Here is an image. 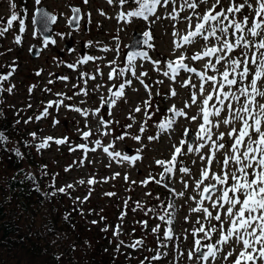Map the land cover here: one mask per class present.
<instances>
[{
    "label": "rangeland",
    "instance_id": "rangeland-1",
    "mask_svg": "<svg viewBox=\"0 0 264 264\" xmlns=\"http://www.w3.org/2000/svg\"><path fill=\"white\" fill-rule=\"evenodd\" d=\"M231 2L232 0H220V6L226 10ZM235 2L243 3L244 0H235ZM249 2L252 3L253 8L256 7V0ZM12 3H15V8L11 7ZM182 3L183 0H176L175 5L170 3L166 7L156 6L153 13L145 20L142 17L127 16L125 19H120L121 13L126 14L139 9L140 5L134 0H126L125 4H121L120 0H113L111 4L108 0H87V3L84 0H40L39 4L36 0H0V28L7 26L6 22L13 12L25 21V31H20L17 20L13 22L11 28L0 35V76L12 73L0 84V109L17 126V132L24 141V148L39 163L44 183L52 187V193L55 192L54 201L63 207L66 206L84 224H94L97 227L96 239L101 240L104 233L106 234L103 252H106L107 256L113 254L115 259L108 261L110 263L112 261L111 264H122L127 261H132L133 264L139 262L205 264L198 259L200 253L196 251L197 239L202 245L216 244L217 248L221 249L214 259L209 258L207 264H234V260L243 248V245L236 243L234 238L225 244H217L221 235V223L223 222L224 234L229 228L227 205L224 209H219L220 221L207 217L203 212L192 211L201 206L198 203L201 196L200 189L196 188V181L202 178V170L208 167L207 158L210 154L211 141L205 138L203 142L206 146L199 151L188 152L187 149L189 145L195 149L202 142L196 135L199 125L203 123L200 110L203 99L212 91V85L205 83L204 91L201 93V81L196 73H188L184 70H180L176 80L172 81V74L166 62L175 61L183 54L186 57L184 63L189 67L213 75L215 73L210 69L204 68L208 58L194 61L191 57L202 51L206 43L211 46L215 41L210 39L205 42L201 38H196L192 44H185L179 49L175 47L176 43H182L180 38L189 30V23L184 17H193L192 26L197 21L192 9L181 11ZM196 3L198 7L195 12L202 16L216 4V0H206V2L196 0ZM40 4L55 12L57 17L55 22H52V33L48 38L41 35L33 21V11ZM72 5H77L80 9L78 24L74 27L68 20ZM174 8L179 12L176 19L169 15L170 13L175 15ZM219 10L218 6L216 11ZM245 14L249 16L250 27L255 15L254 11L246 7L241 13L236 14V18L242 20ZM133 30L141 32L147 30L150 36L147 41L144 40L148 47L147 57L134 55L136 60L130 61L134 69L130 70L128 67L130 62L127 59L130 53L125 47L133 37ZM174 32L176 35H173ZM244 34L246 38L252 39L247 29ZM17 36H20L19 43L16 41ZM34 42L41 47L36 55L29 52ZM239 52V49L234 51L233 57L239 55ZM87 57L94 59L84 62ZM111 61L115 63L110 64ZM154 61L159 63L154 64ZM213 62H215L214 58ZM249 66L254 72V66L251 64ZM217 67L223 70L222 65ZM113 68L117 70V74L109 80ZM121 69L124 71L121 72ZM133 71L135 75L132 74ZM165 71H169V76L164 75ZM85 73L87 75L82 76ZM129 75H132L131 84L125 86L124 94L116 99L114 105L104 103L102 107V98L103 101H107V95L112 98V93L118 90L121 82H124ZM92 76H95V79H91ZM60 77L68 79H59ZM189 77L191 84L196 85L195 88L191 84L186 88L181 86ZM251 79L252 76L245 83H250ZM85 80L87 83H84ZM144 84L149 85L150 92ZM113 85L116 87H112ZM10 87L12 90L9 92ZM257 87L262 91L264 81H258ZM81 88L87 90L86 95L80 92ZM173 88L177 93L175 96L170 95ZM193 92L197 96L195 104L191 103ZM243 99L241 97V102ZM58 100H62L63 104L59 107L56 104L48 107L49 102ZM146 100L150 101L152 105L150 108H145ZM257 101L264 103V97L257 98ZM210 103L211 106L216 103L215 97ZM65 105L74 107L69 109ZM173 105L187 115L175 116L169 111ZM137 106L141 108L140 112L135 111ZM233 106H236L235 103ZM46 107L47 114L44 115ZM75 108L87 111L88 115L75 111ZM98 108L100 111L96 113L95 110ZM192 116H196L197 119L192 120ZM101 117L105 121H111L107 129L102 126ZM226 117V109L220 117L210 116L213 123L218 119L221 121L219 128H211L213 140L217 139L221 132L227 133L233 126L239 127L238 121L234 125L223 124L222 121ZM169 118L172 119L171 126L166 129L160 128V123ZM129 124L131 128L127 127ZM141 127L144 128L142 133L139 131ZM187 127L189 130L184 136ZM85 131H91L87 139L82 135ZM105 131L108 132L107 135L104 134ZM191 132L194 135L192 144L188 142ZM32 133L36 134L35 137L31 135ZM125 133L127 135H124ZM122 135L124 138L119 139L118 137ZM137 135L141 140L134 139ZM150 136L157 138L148 140ZM48 137L53 138L48 141V147L38 149L37 145ZM62 138H66L64 144L55 142ZM255 138L256 135L253 133V139ZM97 140L101 141L99 147L95 143ZM182 141L184 142L182 154L176 158L174 173L165 174V179L161 180V174L164 173L167 165H158L156 161H170L175 147L181 146ZM224 143L226 148L215 154L211 165L212 172L221 171L217 161L224 159V152L230 147L227 135ZM80 144H86L89 149L96 150L88 151L85 158L84 151L76 148ZM15 145L16 141L13 137L11 139V136H7L6 141L0 142L2 183L5 175L1 176V169L13 167L9 162L13 159ZM104 147H109V152L106 153ZM19 151L22 154L20 156L22 164L29 169L25 154L22 150ZM115 152L121 155L115 157L109 154ZM228 154L231 155V152L229 151ZM124 156H129L130 159L126 160ZM132 156L136 159H131ZM201 156H204L203 160ZM184 166H188L190 170L187 174L179 171ZM249 172L251 173V169ZM149 177L161 180V183L157 184L152 180L147 184L141 183ZM90 179H94L96 183L90 185L88 183ZM81 180L84 181L83 184L80 183ZM207 183L209 180L204 181V184ZM67 185L73 187L66 188L65 193L58 191ZM203 186L201 185V189ZM0 190L3 194L7 193L3 187ZM107 193L114 195L109 196L106 195ZM211 205L212 201L205 199L202 207L208 208L215 216L217 210L212 209ZM162 215L165 217L164 220L159 218ZM168 220L172 221L171 224L167 222ZM102 223L105 224L106 231L101 228ZM201 225L205 227V231L212 226L218 231L211 232L210 239L206 238L204 233L196 231ZM117 226H119L118 235L114 234ZM154 228H157L156 232L152 231ZM133 229H137L139 234H134ZM169 229H171V239L165 236ZM83 230L85 231L86 228ZM137 240H141L142 244L136 248L131 247L130 245ZM148 243L155 251H151ZM230 251L233 255L225 259ZM154 257L158 258L154 259ZM256 264H264V261L258 260Z\"/></svg>",
    "mask_w": 264,
    "mask_h": 264
},
{
    "label": "snow or ice",
    "instance_id": "snow-or-ice-1",
    "mask_svg": "<svg viewBox=\"0 0 264 264\" xmlns=\"http://www.w3.org/2000/svg\"><path fill=\"white\" fill-rule=\"evenodd\" d=\"M40 0H36V3L39 4ZM87 3V0H84ZM111 4L113 0H108ZM126 0H120L121 4H124ZM135 3L139 4L140 7L138 10L129 11L128 13H121L120 19H125V16L128 18L131 17H142L147 20L148 13H151L156 6L166 7L168 4L175 5L176 0H134ZM201 2H206V0H201ZM219 6V11H216V8ZM12 8H15V3L11 4ZM198 7L196 0H183L181 4V11L185 9H192L194 15L197 18L194 29L192 28V16H186V19L189 23V31L186 35H183L180 39L182 43H176V48H181L185 44H192L195 42L196 38H201L205 42H208L210 39L214 40L211 46L205 44V47L202 51L195 53L191 59L194 61H199L204 58H208L207 63L204 65L206 70H211L213 75L207 74V71H197L195 67H189L188 64L184 63L186 57L182 54L177 57L175 61H167V68L171 72L172 81L176 80L177 74L180 70H184L188 73H196L200 79V92L203 93L205 83H211L212 91L203 99V106L201 107L203 123L199 125V131L197 132V139L202 141L194 149L189 145L187 151L193 152L203 149L206 144L203 142L205 138L211 141L209 145V156L207 158L208 167L202 170L200 180L196 181V188L200 189L201 200L198 202L199 205L194 209L193 212H203L207 217L215 219L217 221L221 220V215L219 209L226 208V215L229 218L227 223L229 228L226 234L223 233V222L221 223L220 230L221 235L220 239L217 241V244H225L230 239H235V242L242 244L243 248L240 251L239 255L234 260V264H256V261H264V103H259L256 99L257 96L264 97V91H261L257 87L258 81H264V0H256V7L253 8L252 3L249 0H244L243 3H236L235 0H232L230 6L225 10L220 6V0H216V4L213 5L211 9L205 12L202 16L199 13L195 12V9ZM248 8L250 11H254L255 15L252 20L251 26L249 27V16L243 15V19H237L236 14L241 13L243 9ZM45 17L46 22H55L57 17L51 15L42 10H38ZM75 13L79 12V9L74 10ZM173 14H169L173 19L179 16V12H176L175 8L173 9ZM77 15L73 16V20H76ZM19 20L20 31H25V21L21 19L15 12H13L8 18L4 28H0V35L3 32L7 31L12 27L13 22ZM130 22V20H129ZM245 29L252 37L248 39L245 36ZM173 35H176L174 32ZM145 41L150 36V32L143 33ZM17 43L20 42V36L16 37ZM54 42V41H53ZM47 44V40H45ZM151 46V45H150ZM237 49L240 50L239 55L233 57L232 53ZM254 49V51H253ZM251 53V56H249ZM134 55H143L147 57V53H138L128 55V61H132ZM213 58L215 62H213ZM94 59L93 57H87L84 62ZM115 61H111L110 64H114ZM154 64H158L159 61H154ZM254 66L255 71L253 72L249 65ZM217 65H222L223 70L221 71ZM69 67H74V65H69ZM131 69V64H129ZM14 71V68L13 70ZM124 70L121 69V72ZM169 71H165L164 75L169 76ZM12 73L9 72L7 75L0 76V84L4 80H7ZM39 74V73H38ZM117 74L115 68L109 74V80L113 79ZM135 75V72H132ZM249 74H251L252 79L250 83H245L248 79ZM83 75H87L82 74ZM142 75H147V73H142ZM59 79L67 80V77H60ZM91 79H95V76H92ZM53 83V81H49ZM84 83H87L85 80ZM143 83V81H141ZM130 80H125L118 87V90L112 93V98L108 101H103L102 98V107L104 103L109 105H114L116 99L121 97L124 94V89L126 85H130ZM191 84V77L184 80L181 84L182 87H188ZM193 88L196 87L195 84H191ZM235 86V91L233 87ZM14 87V86H13ZM74 87H77L74 85ZM112 87H116L113 85ZM144 87L149 90V85L144 84ZM227 89V90H226ZM11 87L8 89L10 92ZM111 91V89H109ZM80 92L87 94V90L81 88ZM79 94V93H77ZM177 93L175 89H171L170 95L175 96ZM62 95V94H57ZM215 97L216 103L211 106V110L208 108L209 102L212 101ZM241 97H243V102H241ZM70 99V98H69ZM197 100L196 93L193 92L191 96V103L195 104ZM227 102V103H226ZM235 103V107L233 106ZM53 104H56L59 107L63 104L62 100L49 102L48 107H51ZM145 108H150L152 105L150 101H144ZM186 106H190L187 105ZM65 107L72 109L74 106L65 105ZM226 109L227 117L223 119L222 123L225 125H234L236 121L240 122V128L237 129L235 126L227 133L221 132L217 139H212V127L219 128L221 121L218 119L213 123L210 120V116L220 117L221 113ZM77 112H82L83 115L87 116L88 112L80 108L74 109ZM96 113H99L100 109L95 110ZM136 112H140L141 108L137 106L135 108ZM172 111L175 116H186L183 110H177L173 105L169 109ZM47 114V107L44 110V115ZM110 114V109H109ZM147 115V112L145 113ZM39 119V117H38ZM192 120H196V116L191 117ZM102 126L107 129V126L111 123L110 120L105 121L101 117ZM146 123V122H145ZM172 124V119L169 118L167 121H162L160 123V128L166 129ZM131 128V124L127 125ZM139 131L144 132V128L141 127ZM188 130H185V135H187ZM253 133H255L256 138L253 139ZM105 135L108 134L107 131L104 132ZM35 137V133L31 134ZM84 139H87L91 135V131L83 132ZM124 135H127L125 133ZM124 135L118 137L123 139ZM225 135H227L230 147L224 152V159L222 161H217V164L220 166L221 171L219 173L212 172L211 165L215 159L216 152L225 149L226 145L224 143ZM157 137H148V140H154ZM6 137L3 133H0V142L6 141ZM52 137L45 138L40 144L37 145V148H46L48 147V141L52 140ZM134 139L137 141L141 140L139 135L135 136ZM58 144H64L66 138L58 139L55 141ZM96 146L101 145V141L97 140ZM175 147V152L170 161H160L157 160L158 165H167L165 167L164 173L161 174V180L165 179V174L174 173V164L177 158V155L182 154V147ZM110 147V146H109ZM109 147H104V151L109 152ZM76 148L82 149L85 154V158L88 151H95V148L89 149L86 144L77 145ZM72 151L76 149H70ZM231 152V155L228 152ZM115 157H119L121 154L119 152L109 153ZM17 156H22V154L17 150ZM124 159H130L129 156H124ZM131 159H136L135 156H132ZM201 159H204V156H201ZM46 168V166H45ZM251 169V173L249 172ZM68 169H66L67 171ZM179 171L183 173H188L190 170L188 168L182 167ZM118 175V174H117ZM28 179H33L30 175L26 177ZM127 179V177H125ZM150 180L155 181L157 184L161 183V180H155L154 177H149V179L142 181L141 183L147 184ZM205 180H209V183L204 184ZM214 181V182H213ZM81 184L84 183L83 180L80 181ZM88 183L94 184L96 181L90 179ZM134 183V182H133ZM201 185H204L201 189ZM166 186V185H165ZM185 182V187H187ZM73 185H67L58 189L60 193H65L66 188H72ZM174 191V189H173ZM218 193V195H217ZM55 195V192L50 193ZM106 195H114V193H107ZM178 195H183V193H178ZM243 197V199H241ZM79 199V198H77ZM195 199V197H193ZM207 199L212 201V209L217 210V214L213 216V212L206 207H202L203 201ZM87 200V197H85ZM139 207V204L137 205ZM239 206V207H237ZM171 207V205H169ZM161 220H164L165 217L162 215L159 217ZM187 219V218H186ZM171 224V220L167 221ZM95 223V221L93 222ZM146 224V222H144ZM199 223V221H197ZM119 226H117V231L114 233L116 235L118 232ZM105 231L107 229H104ZM153 232L157 231V228L152 230ZM197 232L204 233L206 238L210 239V233L216 232L218 229L215 226L209 228L208 231H205V227L201 225ZM165 236L171 239V229L165 233ZM123 243V242H121ZM142 244L141 240L135 241L132 245L133 248H136L138 245ZM195 244L198 246L196 251L200 253L198 259L202 260L207 264L209 258H215L217 253L221 249L217 248L216 244H205L202 245L201 241L197 239ZM206 249V250H205ZM191 253L189 257L191 258ZM233 253L230 251L227 253V257L232 256ZM158 257H154L156 259Z\"/></svg>",
    "mask_w": 264,
    "mask_h": 264
},
{
    "label": "trees",
    "instance_id": "trees-1",
    "mask_svg": "<svg viewBox=\"0 0 264 264\" xmlns=\"http://www.w3.org/2000/svg\"><path fill=\"white\" fill-rule=\"evenodd\" d=\"M17 129L0 109V133L15 139V147L23 151L29 164L26 169L15 148L9 162L13 167L1 169L5 177L0 188L7 193L0 190V264H111L108 261L115 259L113 254L103 252L106 234L96 239L94 224H84L54 201L52 187L44 183L40 165L24 148ZM29 175L33 179L26 178ZM101 228L104 230L105 224ZM132 232L139 234L137 229Z\"/></svg>",
    "mask_w": 264,
    "mask_h": 264
},
{
    "label": "water",
    "instance_id": "water-1",
    "mask_svg": "<svg viewBox=\"0 0 264 264\" xmlns=\"http://www.w3.org/2000/svg\"><path fill=\"white\" fill-rule=\"evenodd\" d=\"M72 9H73V12L70 15L68 20H69L70 25L74 27L78 24V18L80 15V11L78 13L74 12L75 9H79L78 6H76V5H72ZM38 10H42L43 12H47L51 15H54V13L51 10H49L48 8H46L44 5H39L34 10L33 18H34V22H35L37 29L40 31V33L43 36L48 37L51 35L52 22H50V21L46 22L45 17ZM74 15H77V17H78L76 20H73ZM141 37H142L141 32L136 31V30L133 31V39L130 42H128L127 47L128 48H136L140 42ZM38 51H39V45L35 42L32 43L30 46V52L32 54H36V53H38Z\"/></svg>",
    "mask_w": 264,
    "mask_h": 264
}]
</instances>
